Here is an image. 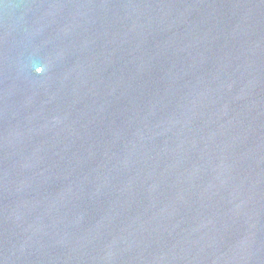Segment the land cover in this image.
<instances>
[{"label": "water", "instance_id": "obj_1", "mask_svg": "<svg viewBox=\"0 0 264 264\" xmlns=\"http://www.w3.org/2000/svg\"><path fill=\"white\" fill-rule=\"evenodd\" d=\"M0 264H264V0H0Z\"/></svg>", "mask_w": 264, "mask_h": 264}]
</instances>
